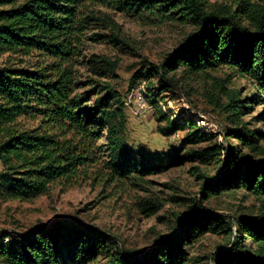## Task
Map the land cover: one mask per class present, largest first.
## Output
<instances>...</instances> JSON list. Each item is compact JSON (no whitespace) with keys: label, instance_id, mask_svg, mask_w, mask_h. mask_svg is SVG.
I'll use <instances>...</instances> for the list:
<instances>
[{"label":"trees","instance_id":"16d2710c","mask_svg":"<svg viewBox=\"0 0 264 264\" xmlns=\"http://www.w3.org/2000/svg\"><path fill=\"white\" fill-rule=\"evenodd\" d=\"M231 3L0 0V56L36 59L25 67L10 63L0 67V199H36L54 183L79 177L104 155V166L119 177L162 173L189 158L215 163L220 170L214 177L208 178L199 167L194 169L203 182L200 206L212 197L239 190L255 196L261 204L258 215L233 217L199 214L194 205L190 216L176 217L170 236L137 256L117 246L107 254L115 237L76 220L40 225L28 233L4 232L0 235V264H88L104 253L110 264H187L191 246L208 233L225 236L230 246L213 255V264H264V147L260 145L264 133L242 120L251 105H264V2L260 7L248 0ZM91 5L134 15L159 12L195 29L159 64L149 63L147 74L157 76L164 90L173 87L181 69L189 78L227 67L250 79L255 87L252 96L241 98L240 91L228 90L226 102L216 105L232 125L224 130L225 139L238 144H213L215 136L198 130L193 122H171L161 115L159 122L165 124L158 131L162 136L189 129L180 148L150 156L129 147L122 94L108 82H81L77 77L84 41L113 39L111 43H122L114 33L112 38L93 34L85 39L93 22L104 21L94 11L89 13ZM87 63L101 78L107 74L116 77V62L98 57ZM146 77L137 72L130 88ZM103 136L106 144L98 146ZM201 143L209 144L184 153L187 145Z\"/></svg>","mask_w":264,"mask_h":264},{"label":"rangeland","instance_id":"374dc122","mask_svg":"<svg viewBox=\"0 0 264 264\" xmlns=\"http://www.w3.org/2000/svg\"><path fill=\"white\" fill-rule=\"evenodd\" d=\"M248 1L257 7L264 2ZM209 3L232 4L231 0H209ZM91 11L104 21L93 22L85 39L93 34L112 38L114 33L119 34L122 43H111L113 39L84 41L77 77L81 82H108L122 94L129 147L150 156H163L179 149L189 129L164 137L158 131L159 126L165 124L159 122L161 115L171 122H193L198 130L215 136L213 144L224 147L238 144L236 140L225 139L224 130L232 125L227 124L216 105L226 102L228 90L240 91L241 98L252 96L255 87L250 79L227 67L210 71L203 77L189 78L181 69L176 73L177 83L164 90L157 76L147 74L149 63L159 64L184 44L195 31L192 26L175 18L166 19L159 12L145 11L134 15L104 5H91L89 13ZM98 57L117 63L115 78L111 74L101 78L91 72L87 62L98 60ZM34 62L36 59L8 54L0 56V67L7 63L25 67ZM139 71L147 76L146 79L130 88L131 78ZM139 95L145 100V107L139 106ZM251 106L250 113L242 120L249 128L264 133V105ZM97 144L105 145L106 138L103 136ZM208 144H189L184 153H194ZM260 145L264 147V140ZM105 161L103 155L79 177L56 182L46 194L31 201L0 199V235L4 232L28 233L40 225L76 220L115 237L116 242L110 245L107 254L110 255L117 246L137 256L170 236L176 217L190 216L194 205V211L199 214L215 213L227 217L258 215L261 211L260 200L243 190L212 197L200 206L203 182L194 169L199 167L208 178L214 177L220 170L215 163L202 164L189 158L183 165L162 173L119 177L104 166ZM227 243L228 238L221 235L208 233L199 237L190 248L187 264H213L214 254L230 248ZM109 259L104 253L88 264H110Z\"/></svg>","mask_w":264,"mask_h":264},{"label":"bare ground","instance_id":"6f19581e","mask_svg":"<svg viewBox=\"0 0 264 264\" xmlns=\"http://www.w3.org/2000/svg\"><path fill=\"white\" fill-rule=\"evenodd\" d=\"M140 92V91H139ZM139 101H140V105H141V108L142 107H145L146 103L144 102L143 98L141 97V95H139ZM7 242V240L5 241Z\"/></svg>","mask_w":264,"mask_h":264},{"label":"built area","instance_id":"2783aa9c","mask_svg":"<svg viewBox=\"0 0 264 264\" xmlns=\"http://www.w3.org/2000/svg\"><path fill=\"white\" fill-rule=\"evenodd\" d=\"M138 100V99H137ZM139 104V103H138ZM139 106L141 107V105L139 104Z\"/></svg>","mask_w":264,"mask_h":264}]
</instances>
